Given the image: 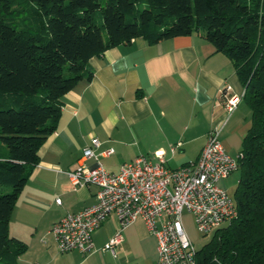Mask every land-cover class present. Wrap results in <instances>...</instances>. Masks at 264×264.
Returning <instances> with one entry per match:
<instances>
[{"label": "trees", "instance_id": "trees-1", "mask_svg": "<svg viewBox=\"0 0 264 264\" xmlns=\"http://www.w3.org/2000/svg\"><path fill=\"white\" fill-rule=\"evenodd\" d=\"M193 32L229 58L251 111L236 215L197 249L196 264H264V0H0V264L26 248L8 234L11 209L61 96L91 77L88 60L132 38Z\"/></svg>", "mask_w": 264, "mask_h": 264}, {"label": "crops", "instance_id": "crops-1", "mask_svg": "<svg viewBox=\"0 0 264 264\" xmlns=\"http://www.w3.org/2000/svg\"><path fill=\"white\" fill-rule=\"evenodd\" d=\"M87 70L91 77L61 96L55 128L39 146L37 163L12 206L8 234L26 245L15 264H155L156 240L140 218L123 229L113 251L102 247L118 229L114 215L92 233L91 252L57 250L51 224L94 203L97 191L94 185L71 189L65 172L92 138L100 143L94 149L98 161L111 172L137 155L153 158L158 150L168 168L194 161L208 131L226 118L223 87L241 96L244 91L229 58L195 32L158 43L132 38L91 57ZM250 118L241 98L219 134L230 156H238Z\"/></svg>", "mask_w": 264, "mask_h": 264}, {"label": "built area", "instance_id": "built-area-1", "mask_svg": "<svg viewBox=\"0 0 264 264\" xmlns=\"http://www.w3.org/2000/svg\"><path fill=\"white\" fill-rule=\"evenodd\" d=\"M221 91L220 104L226 118L208 131L198 157L177 168H168L164 164V151L158 150L153 158L137 155L122 163L117 172L108 171L94 153L100 143L92 138L81 151L76 166L65 175L71 189L94 185L96 200L78 211L61 215L51 224L49 233L57 250L91 252L92 233L109 215H114L118 229L102 249L113 251L123 229L140 218L156 240L155 264H196L197 249L188 237L183 214H192L202 235L213 233L236 215L234 200L219 181L237 169L240 153L231 157L219 134L242 96L232 93L229 86ZM170 150L174 151L175 145ZM89 158L95 160L93 165L86 163ZM54 202L59 204L60 199L55 198Z\"/></svg>", "mask_w": 264, "mask_h": 264}, {"label": "rangeland", "instance_id": "rangeland-1", "mask_svg": "<svg viewBox=\"0 0 264 264\" xmlns=\"http://www.w3.org/2000/svg\"><path fill=\"white\" fill-rule=\"evenodd\" d=\"M233 158H236V157L234 156ZM238 177H239V170L236 169L233 172H231L228 176H226L225 178H222L219 181V185L227 192V194L231 198H233V192L236 187ZM183 223H184L186 232L188 234V237L190 238L191 242L193 243L196 249H199L205 242L209 240L211 234L202 235L197 230L192 214L185 212L183 214Z\"/></svg>", "mask_w": 264, "mask_h": 264}]
</instances>
